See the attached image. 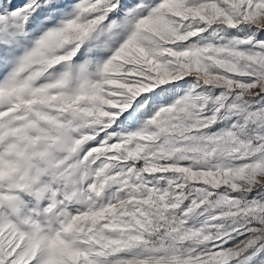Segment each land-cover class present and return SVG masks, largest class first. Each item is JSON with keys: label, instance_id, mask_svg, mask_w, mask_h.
<instances>
[{"label": "snow or ice", "instance_id": "1", "mask_svg": "<svg viewBox=\"0 0 264 264\" xmlns=\"http://www.w3.org/2000/svg\"><path fill=\"white\" fill-rule=\"evenodd\" d=\"M0 264H264V0H0Z\"/></svg>", "mask_w": 264, "mask_h": 264}]
</instances>
